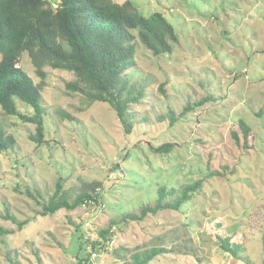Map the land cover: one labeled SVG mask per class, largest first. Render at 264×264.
Instances as JSON below:
<instances>
[{
	"label": "rangeland",
	"instance_id": "374dc122",
	"mask_svg": "<svg viewBox=\"0 0 264 264\" xmlns=\"http://www.w3.org/2000/svg\"><path fill=\"white\" fill-rule=\"evenodd\" d=\"M133 1L145 16L164 13L177 43L159 57L137 49L135 65L148 78L144 98L130 106L136 124L130 133L108 103L89 104L66 89L73 73L49 67L39 87L48 110L42 145L27 138L34 126L0 109V126L18 142V150L0 154V225L13 230L0 236V264H10L8 258L16 264H130L131 254L151 247L167 252L148 264H244L218 247L215 222L264 264V0ZM19 65L40 84L25 53ZM206 79L218 83L219 98L179 117L185 93L203 94L197 82ZM17 106L32 112L19 101ZM167 107L177 116L172 125L161 118ZM240 119L255 133L247 150L240 148ZM162 143L174 147L165 154L151 151ZM223 167L226 174L208 177ZM197 179L205 194L180 210L121 220L152 203L158 186L178 188ZM56 181L69 201L99 183V202L41 215ZM27 187L38 193L28 196ZM4 207L26 224L18 229L2 219ZM105 228L109 241L98 234Z\"/></svg>",
	"mask_w": 264,
	"mask_h": 264
},
{
	"label": "trees",
	"instance_id": "16d2710c",
	"mask_svg": "<svg viewBox=\"0 0 264 264\" xmlns=\"http://www.w3.org/2000/svg\"><path fill=\"white\" fill-rule=\"evenodd\" d=\"M176 43L177 34L165 14L153 11L145 16L133 0L121 3L114 0H0V109L4 114L34 126L33 132L28 130L27 138L42 145L45 142L44 116L48 110L42 104L39 87L45 77L44 69L49 67L73 73L74 80L65 83L66 89L79 93L89 104L108 103L124 132L130 133L136 125L130 106L144 98L148 78L135 65L137 49L141 46L154 57H159L170 54L172 45ZM23 53L41 79L39 85L19 65ZM197 83L204 93L197 96L186 92L185 99H188L183 103L179 117L216 101L222 93L218 83L207 79ZM159 89L163 93L161 85ZM17 101L30 107L32 112H20ZM58 114L69 121L75 120L63 111L59 110ZM176 117L170 107L161 116L163 120H168L169 125L177 120ZM238 126L242 138L240 148H252L255 133L242 119L238 120ZM232 134L239 145L237 134ZM173 147V143H162L151 147V151L165 154ZM16 150L17 140L0 126V154ZM226 173V167H223V172L210 170L208 177ZM97 185L100 186L99 183L87 184L86 189L80 190L69 201L61 192L60 182L56 181L53 195L41 203L40 214H53L59 209H74L89 202H99ZM202 186L201 179L178 188L158 186L152 203L142 205L137 213H124L121 220L139 221L159 211H178L195 195L205 194ZM15 189L19 191L17 187ZM24 191L30 197L38 193L34 190L33 194L28 187ZM4 211L2 219L15 223L18 229L26 224L27 220H17L8 207H4ZM215 223L214 239L218 247L244 264H256L246 252L243 241L234 239L231 233H221L216 229L223 228L221 222ZM109 228L98 230L104 241L110 239ZM12 233L13 230L0 225V236ZM166 252L163 247L135 252L131 254L130 264H148L154 257ZM8 262L16 264L10 258Z\"/></svg>",
	"mask_w": 264,
	"mask_h": 264
},
{
	"label": "built area",
	"instance_id": "2783aa9c",
	"mask_svg": "<svg viewBox=\"0 0 264 264\" xmlns=\"http://www.w3.org/2000/svg\"><path fill=\"white\" fill-rule=\"evenodd\" d=\"M89 203H93V202H89ZM93 256H95V254H94V253H92V257H93Z\"/></svg>",
	"mask_w": 264,
	"mask_h": 264
}]
</instances>
